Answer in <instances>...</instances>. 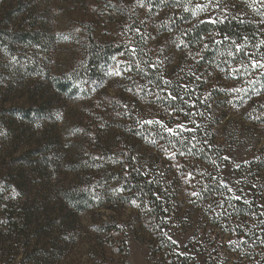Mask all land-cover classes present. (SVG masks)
<instances>
[{
    "label": "trees",
    "instance_id": "trees-1",
    "mask_svg": "<svg viewBox=\"0 0 264 264\" xmlns=\"http://www.w3.org/2000/svg\"><path fill=\"white\" fill-rule=\"evenodd\" d=\"M26 1L14 0L0 15V50L9 55L41 47L47 39L38 19L30 22L29 17L23 18L27 12L36 17L26 8ZM126 1L129 7L115 5L121 19L115 20L111 40L100 42L92 34L84 36L77 65L67 73L53 75L48 82H38L31 90L29 99L38 100L28 106L0 109V140L19 137L29 123L43 125L49 116L46 104L50 98L92 95L109 82V73L116 66L125 73L122 78L132 83L130 87L149 90L160 108L199 123L192 122L193 128L184 135L170 134L156 124H144L136 132L128 127L133 132L131 139L140 138L144 147L154 143L149 144L151 150L144 155L143 147L141 152L129 150L124 160L114 161L107 179L116 188L104 191L89 184L85 190L77 187L67 192L72 208L83 211L120 203L132 208L155 264H195L197 255L204 257L205 264H264V179L257 178L264 171L263 159L240 166L238 172L248 181L249 192L234 195L222 178L228 160L208 122L212 118L210 103L223 92L206 90L194 76L203 69L242 71L246 67L264 73V0ZM142 23L149 33L163 35L168 48L185 56L192 75L177 72L171 62L167 67L158 66L153 42L135 31ZM38 52L34 50L33 57L29 52L32 73L37 64L31 60ZM112 105L116 109L117 105ZM165 148L175 152V166L171 163L169 169L156 159L155 151ZM152 158L158 166L147 160ZM9 172L6 169L0 180V257L5 259L15 250V256H21L20 264H34V257H29V202L18 194L21 185ZM176 221H190L194 229L183 250L169 234ZM113 226L112 231H118V226ZM123 247L125 250L124 243Z\"/></svg>",
    "mask_w": 264,
    "mask_h": 264
},
{
    "label": "rangeland",
    "instance_id": "rangeland-1",
    "mask_svg": "<svg viewBox=\"0 0 264 264\" xmlns=\"http://www.w3.org/2000/svg\"><path fill=\"white\" fill-rule=\"evenodd\" d=\"M126 2L27 0L26 8L33 10L36 17L27 12L23 18L29 17L30 22L38 19L47 39L42 48H24L23 56L0 50V109L28 106L30 101L38 100L29 99L31 90L38 82H48L53 75L67 73L77 65L84 36L92 34L100 42L111 40L116 21L121 19L114 11L115 5ZM10 3L14 0H0V15ZM144 28L142 23L135 31L153 42L152 54L160 68L171 62L177 72L192 75L191 65L180 51L168 48L163 35ZM37 49L38 56L31 60L37 64L33 74L29 52L33 57ZM120 62L118 59L117 63ZM113 68L109 82L92 95L47 98L49 116L43 125L29 123L19 137L0 140V180L10 169L21 185L18 194L29 202V257H34V264H155L132 208L120 203L76 211L66 194L77 187L85 190L89 184L104 191L117 187L107 179L114 161L124 160L129 150L141 152L142 147L144 155L151 150L149 144H154L144 147L140 138L131 139L133 132L129 128L136 132L144 124H156L170 134L184 135L193 128L192 122L199 120L160 108L159 100L149 90L130 87L132 83L122 78L125 73L121 74L116 66ZM263 74L251 67L242 71L203 69L194 74L206 90L223 92L210 103L208 112L212 118L208 122L216 144L228 160L222 172L223 182L236 196L249 192L248 181L238 172L240 166L257 158L264 162ZM113 103L116 109L112 108ZM155 153L166 169L171 163L175 166L172 159L175 152L171 149ZM147 160L158 166L155 159ZM257 178L263 180L264 171ZM261 205L264 212V202ZM115 224L118 231H112ZM189 224L190 221L186 224L176 221L170 228L169 234L181 250L194 234ZM1 259L0 264H20L21 256H15L13 250ZM195 264H205L204 257L197 255Z\"/></svg>",
    "mask_w": 264,
    "mask_h": 264
}]
</instances>
